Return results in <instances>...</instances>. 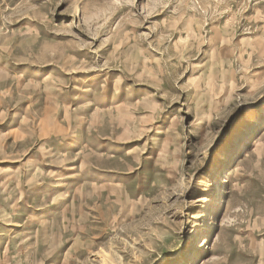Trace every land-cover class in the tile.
Instances as JSON below:
<instances>
[{"label":"rangeland","instance_id":"1","mask_svg":"<svg viewBox=\"0 0 264 264\" xmlns=\"http://www.w3.org/2000/svg\"><path fill=\"white\" fill-rule=\"evenodd\" d=\"M0 264H264V0H0Z\"/></svg>","mask_w":264,"mask_h":264},{"label":"bare ground","instance_id":"2","mask_svg":"<svg viewBox=\"0 0 264 264\" xmlns=\"http://www.w3.org/2000/svg\"><path fill=\"white\" fill-rule=\"evenodd\" d=\"M225 182H227V181H225Z\"/></svg>","mask_w":264,"mask_h":264}]
</instances>
